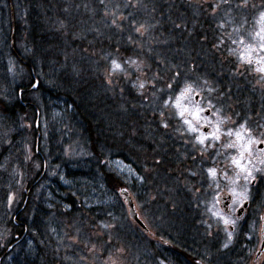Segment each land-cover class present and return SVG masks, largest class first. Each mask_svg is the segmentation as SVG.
Masks as SVG:
<instances>
[{"label": "rangeland", "instance_id": "374dc122", "mask_svg": "<svg viewBox=\"0 0 264 264\" xmlns=\"http://www.w3.org/2000/svg\"><path fill=\"white\" fill-rule=\"evenodd\" d=\"M6 1L0 0V34L7 29ZM102 2L107 8L101 20L125 38L124 46L114 45L115 53L104 58L103 91L108 96L114 91L119 94L115 105L119 125L129 117L126 101L134 102L136 109L157 110L153 123L165 156L155 160L156 151L148 155L149 160L141 151L140 156L135 155L124 133L117 132L115 142L122 151L115 146L111 153L120 158L114 154L98 160L89 150L71 104L53 98L47 78L38 74L40 90L30 94L37 114H26L16 121L19 134L0 132V178L8 186L0 207V245L5 250L15 239L13 229L24 224L28 244L32 241L35 247H54L64 253L61 259L67 264H170L162 256H154L151 248H159L157 242L149 244V238L142 237L138 229L134 232L136 227L116 194L121 188L128 192L139 218L156 238L174 243L194 239L203 244L204 264H252L264 221V72L258 71L264 67L260 59L264 52L259 51L254 38L260 29L264 0H181L191 28L201 18L214 24L216 30L212 41L202 40L209 42L206 48L214 51L216 61L200 46L191 64L179 62L188 56L183 51L173 62L158 58L168 45L164 30L146 11V17L140 16L145 12L126 15L133 0ZM140 2L136 0L137 5ZM145 8L154 15L148 4ZM249 44L256 50L246 52ZM2 45L0 57L11 89L27 86L26 68ZM193 47L186 50L197 49L195 43ZM205 59L210 60L208 70L202 64ZM171 64L175 70L182 68L184 74L164 80L162 72L165 67L172 69ZM153 71L161 77H154ZM187 86L194 91L181 97ZM245 87L251 94L243 98ZM129 89L135 98L124 97ZM178 97L181 108L176 106ZM110 101L108 106L112 107L113 97ZM182 109H186L183 117ZM197 109L198 117L192 115ZM92 110L96 120L105 117ZM185 120H190L196 131H191ZM217 127L219 140L212 138ZM237 131L242 134L239 140ZM249 136L252 143L247 144ZM260 144L262 149L257 148ZM233 158L240 161V167ZM209 169L216 170L215 177ZM244 169L255 179H245ZM101 174H109L107 181ZM60 187L73 192L63 193ZM258 190L263 196L255 208L251 203ZM225 195L231 197L228 213L217 200ZM67 200H71L70 206ZM244 202L249 206L237 217L236 211ZM22 205L25 208L20 210ZM224 219L230 223L226 225ZM17 249L8 255V263L21 252V247ZM262 259L264 253L258 261Z\"/></svg>", "mask_w": 264, "mask_h": 264}, {"label": "trees", "instance_id": "16d2710c", "mask_svg": "<svg viewBox=\"0 0 264 264\" xmlns=\"http://www.w3.org/2000/svg\"><path fill=\"white\" fill-rule=\"evenodd\" d=\"M68 1L67 3L62 0L6 1L7 29L0 34V46L4 42L2 47L4 49L8 48V53L16 58L21 66H23L21 63L25 65L23 67L27 70L28 85H20L14 88L12 86V90L7 79L3 60L0 57V132L3 130V133L19 134L20 128L16 121L26 114L30 116L37 114L36 105L30 98L32 92L29 91V88L34 81H37L38 85L35 92L40 90V76L38 74L41 73L50 84L49 92L53 95V98L62 103L71 104L73 107V116L85 133L89 150L98 160L101 161L105 156H114V154L115 157L120 158L121 155L118 153H111L116 150L122 151L121 145H116L115 142L114 137L117 132L124 133V136L127 137L126 140H129L130 146L134 148L132 153L135 155H139L138 151H141L148 157L145 158L149 160L150 156L148 155L156 151L155 160H160L165 155L160 151L164 148L160 146L162 141L158 137L159 134L156 133L158 128L153 123L157 119V110L136 109L134 102L126 101V108L130 109L129 117L125 123L119 125L117 123V120L119 121L118 115L115 113V105L118 104L119 94L115 91L110 94L113 95L111 97H113L115 104L112 103L113 106L109 107L111 97L103 91L105 82L103 78L104 58L106 56L110 57L112 52L115 53L113 50L114 45L124 46L125 38L123 34L115 33L117 30L110 26L106 27L103 18L101 20L102 11L107 8L103 6L102 0ZM107 1L105 0V2ZM133 1L129 4L131 11L126 15L131 16L146 11L152 15L155 21L157 20L158 25L160 23V29L164 30L168 45L166 53L161 52L163 54L158 58L165 61L171 58L173 62V58L176 55L178 57L182 56L180 53L183 51V55L188 56H182L179 62L188 61L191 64L192 59L196 60L195 52L200 46L206 49V52L214 53L212 49L206 48L209 42H202L203 39L212 41L215 38L214 24L212 25L208 21L199 18L196 26L191 28L184 16L186 12H184L181 0H138L143 5L141 2L140 5H137L136 0ZM101 2L102 5H100ZM171 2H177L178 4ZM147 4L150 9L155 10L154 15L153 11H147L145 8ZM146 12L145 16L142 14L140 16L146 17ZM130 20L136 21L132 17ZM211 30L212 33H209ZM194 43L197 49L192 50ZM189 46L191 48L186 50ZM210 53H207L208 57H210ZM131 54L134 55V53ZM212 58L216 61L217 55L213 54ZM202 64H206L207 70L211 66L208 65L210 64L208 59H205ZM212 64L215 65L216 63L213 61ZM171 67L172 69L165 67L164 72H162L164 80L170 75L173 77L174 74H179L180 77L184 74L182 68L175 70L173 64H171ZM186 70L189 72L190 69L187 68ZM199 73L202 74L201 70ZM155 74L158 75V78L161 77L157 71H153L154 77ZM20 90H26V93L22 92L19 95ZM242 91L245 92L241 94L243 98L245 95L248 97L251 94L247 91V87L243 88ZM124 97L135 98V94L132 89H129ZM92 107L97 112L100 111L102 116L105 115V117L96 120ZM12 139L15 141V138ZM1 145L0 143V147ZM115 146L119 148L113 150L112 147ZM103 147L105 148L104 151L102 150ZM106 148H109L110 151H106ZM108 175H103L106 181ZM36 181L37 179L29 187L31 188ZM7 187V181L0 178V207L1 202H4L7 195ZM67 191L68 193L73 192L72 189ZM258 191H256L257 194L251 203L255 208L263 196V191ZM116 194H118L117 191ZM70 201L67 200L69 206ZM22 208H25V206L22 205L20 210ZM0 211H3L2 208ZM135 227L136 231L134 230V232H137L138 228ZM13 230L15 233L13 238L15 239L9 241L10 244L5 250L0 245V264H10L7 262L8 255L20 247L21 252L10 258V261L13 260L11 264L68 263L61 259L65 257L64 253L57 252L54 247L48 245V247L44 245L35 247L34 244H31L32 241L28 244L26 240L27 229L24 224L16 226ZM138 231L142 234V237L149 238L139 229ZM161 240L165 241L166 238L161 237ZM152 241L151 238L147 240V242H150L149 244H152ZM169 241L171 246L169 252L161 250L160 247L154 249L152 245L151 249L154 256H162L170 264H204L202 261L205 258L203 254L205 250H201L203 244L199 245L194 239L182 240L181 243L178 240L175 241L176 243L172 240ZM7 248H11L9 252H7ZM152 262L151 264H153ZM251 263L264 264V259L258 261L253 258Z\"/></svg>", "mask_w": 264, "mask_h": 264}, {"label": "snow or ice", "instance_id": "6c2138e0", "mask_svg": "<svg viewBox=\"0 0 264 264\" xmlns=\"http://www.w3.org/2000/svg\"><path fill=\"white\" fill-rule=\"evenodd\" d=\"M258 23L260 25V29H259V31H257L255 33V37L254 38L257 41V48L259 49V51L264 52V13H261ZM137 30L139 31V29H137ZM240 42L241 43H244L243 40H241ZM255 50L256 49L252 48V45L251 44H249V45L246 46V52H249L250 53V52H253ZM260 59L261 60H264V57H261ZM248 60H249V62H251V57L250 56L248 57ZM117 67H119V65H117ZM258 71L264 72V67L259 68ZM141 87H143V85H141ZM192 91H194V90L191 88V86H187L185 88L184 92L181 93V97H184L187 93H191ZM176 106L178 108H181L180 98L179 97L177 98V104H176ZM184 111H186V109H182L181 112H180V115L182 117L184 115ZM192 115L198 117L199 116V109H197V111H195L194 113H192ZM185 123L186 124H189L190 127H191V123L192 122L190 120H185ZM191 131H193V132L196 131V128L191 127ZM219 131L220 130L217 127V129L215 130V132L212 134V138L213 139L219 140V138H220V136L218 135ZM227 135H229V136L232 135V132L229 131L227 133ZM236 137H237L238 140L241 139L242 138L241 132L237 131L236 132ZM205 138H207V137H205ZM199 142L200 143H203L204 141L201 139ZM246 143L247 144L252 143V140H251V137L250 136H249L248 141ZM232 146L233 145H231V144L229 145V147H232ZM241 156H242V154H241ZM233 163L236 164L237 167H240L241 166L240 165V161L238 159H236V158H233ZM244 171H245V179H248L249 177H251L252 179H255V177L252 176V172L251 171H248L247 169H244ZM209 174H210V176L215 177L216 176V170L215 169H209ZM224 223L227 225V224L230 223V221L227 220V219H224ZM225 246H227V245H225Z\"/></svg>", "mask_w": 264, "mask_h": 264}, {"label": "water", "instance_id": "95a60500", "mask_svg": "<svg viewBox=\"0 0 264 264\" xmlns=\"http://www.w3.org/2000/svg\"><path fill=\"white\" fill-rule=\"evenodd\" d=\"M37 88V82L35 81L31 87V90H36ZM197 99V98H195ZM263 145H259L258 149H262ZM118 193L121 196L122 201L124 202L126 208H127V216L129 218V220L131 222H133L137 227H139L143 232L147 231L146 226L144 225L143 221L139 218V215L134 207V203L132 198L130 197V195L128 194V192L125 189H120L118 191ZM218 200L221 203V208L223 212H228V205L230 203V197H223V196H219ZM248 203H244L242 208H240L236 215L237 217H240L244 211V209L247 207ZM11 248H9L8 250H10ZM264 251V222H263V226H262V231H261V238H260V246L259 249L256 253V257H258L262 252Z\"/></svg>", "mask_w": 264, "mask_h": 264}, {"label": "flooded vegetation", "instance_id": "af4514ba", "mask_svg": "<svg viewBox=\"0 0 264 264\" xmlns=\"http://www.w3.org/2000/svg\"><path fill=\"white\" fill-rule=\"evenodd\" d=\"M21 64L23 66H25L23 63H21ZM22 92L26 93V90H20L19 91V95ZM16 216H17V214H16ZM17 225H20V224H17ZM144 234L147 237L151 238L153 240V242H157L158 245L160 246L161 250H163V251H166L167 250V252L171 251V246H170L169 242L156 238L155 235L153 233H151L150 231L149 232H146Z\"/></svg>", "mask_w": 264, "mask_h": 264}, {"label": "bare ground", "instance_id": "6f19581e", "mask_svg": "<svg viewBox=\"0 0 264 264\" xmlns=\"http://www.w3.org/2000/svg\"><path fill=\"white\" fill-rule=\"evenodd\" d=\"M37 85H38V83H37ZM104 148V147H103ZM113 148V147H112ZM103 151L105 150V148L104 149H102ZM107 150H109V148H106V151ZM61 188V191H63V193H65L66 191H67V188L66 189H62V187H60ZM25 198H24V203H25Z\"/></svg>", "mask_w": 264, "mask_h": 264}]
</instances>
